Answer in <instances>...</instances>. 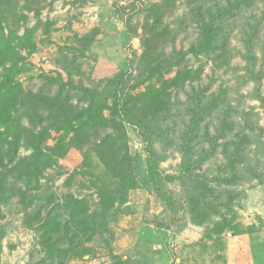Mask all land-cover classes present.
<instances>
[{
  "label": "rangeland",
  "instance_id": "1",
  "mask_svg": "<svg viewBox=\"0 0 264 264\" xmlns=\"http://www.w3.org/2000/svg\"><path fill=\"white\" fill-rule=\"evenodd\" d=\"M217 7L226 12L216 21L214 48L191 51ZM0 27L33 28L37 45L30 55L21 51L29 70L18 76L13 112L20 144L9 169L0 168V264H264V0H0ZM190 68L193 77L171 84ZM147 85L162 98L156 112ZM85 90L107 107L119 90L132 120L105 108L101 125L69 141L62 126L86 106ZM37 132L55 150L39 172L18 178L11 166L32 151L29 135ZM140 132L158 157L173 209L150 183ZM12 136L2 135L0 148ZM101 141L129 178L112 175L96 153ZM108 187L128 197L116 195L101 217L98 193ZM67 195L88 204L93 229L84 236L57 216L61 229L51 241L66 249L63 258L42 243L38 214ZM196 201L203 219L190 210Z\"/></svg>",
  "mask_w": 264,
  "mask_h": 264
},
{
  "label": "trees",
  "instance_id": "2",
  "mask_svg": "<svg viewBox=\"0 0 264 264\" xmlns=\"http://www.w3.org/2000/svg\"><path fill=\"white\" fill-rule=\"evenodd\" d=\"M225 12L226 9L217 7L215 13L210 14L209 19L202 22V43L197 47L191 48V51L195 53H207L214 48V41L219 28L216 21L222 18V16L225 15ZM49 30L48 25H46L44 27V33H49ZM253 36L254 35H249L244 42L245 50L249 55V60L251 57L253 58V56H251L253 55ZM36 49L37 45L33 40V28L26 29L22 34H16L12 31L5 33L4 28L0 27V140L2 135L12 136L15 130L14 128H17V123L15 124V120L13 119V112L15 110V103L18 95L22 92V85L18 80V76L29 70L28 63L25 61V55H23L21 51H24L26 55H30L34 53ZM157 62L155 63V66ZM260 67L259 75L262 76L264 73V59L261 62ZM196 71L195 69L190 68L183 73H178L171 80V84L176 87L182 85L187 79L193 77L192 74ZM158 91L159 90L154 89L152 85H147V89L144 92V95H151L149 101L153 103L155 112L157 111L156 108L163 103L160 93H157ZM85 93L88 95L86 106L66 118L62 126L63 136L69 137V141L79 143L81 136L87 131L101 125L105 120V108L111 109L113 114L122 116L129 122L132 120L128 113L127 101L124 100L123 104H120L119 90L113 92L112 97H114V100L109 107L105 105L104 101L101 102L99 100L96 91L85 90ZM16 112H18V110ZM195 118H197V116H195ZM198 120L199 117L191 126L192 130L197 126ZM133 122H135V125L137 126H142L139 122ZM144 127L146 129L147 125H144ZM139 134L145 142V150L147 152L146 170L150 183L159 198L163 200L165 206L169 209H173L174 200L159 171V160L153 150L151 141L145 132H140ZM29 138L32 151L26 156L19 157L11 166L12 170L16 173V176L21 179L31 177L36 172H39V170L47 164L50 153L55 150V147H51L43 142L44 138L41 132L31 133ZM7 143L8 147L6 149L0 148V168L4 169L3 173L9 169L8 163L14 160L20 144L17 136H12ZM213 148L214 145H212V149ZM96 153L101 158L107 159L106 165L115 178L118 180H124L130 177V170L124 171L122 161L114 157L112 151L103 141H101L96 148ZM185 170L189 173V168H186ZM98 195L100 203L99 215L101 217H106V215L110 213L116 202V195L119 196L122 201H125L128 197L126 192H121L119 189H112L109 187L102 188ZM2 197L3 179L0 177V200ZM50 200L51 199H48L49 202H52ZM191 200H194V198L192 197ZM55 205L58 210H61L57 211V214H54L56 208ZM88 209V204L83 199L67 195L62 201H58L56 204L53 203V205L48 207L43 216L38 214V227L43 229L41 233L42 243L45 244L48 251L51 253L53 252L52 255L55 253V256L57 254L60 257L62 255L59 254L65 255L66 253V249H61L51 241V234L57 233L61 229V218L64 215L68 217V220L65 222L67 228L75 227L84 236L87 235V232H89L88 230L93 229L92 227H89L90 223L85 221ZM190 210L194 216H201L203 219L204 209L198 205V201L192 204ZM57 216L61 218H57ZM62 257L64 258V256ZM57 264H62L61 259L57 260Z\"/></svg>",
  "mask_w": 264,
  "mask_h": 264
}]
</instances>
